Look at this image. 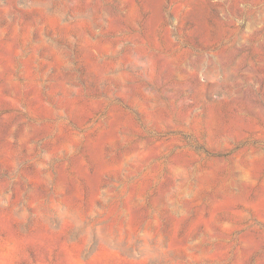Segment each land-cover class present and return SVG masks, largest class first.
<instances>
[{"label": "rangeland", "instance_id": "rangeland-1", "mask_svg": "<svg viewBox=\"0 0 264 264\" xmlns=\"http://www.w3.org/2000/svg\"><path fill=\"white\" fill-rule=\"evenodd\" d=\"M0 264H264V0H0Z\"/></svg>", "mask_w": 264, "mask_h": 264}]
</instances>
